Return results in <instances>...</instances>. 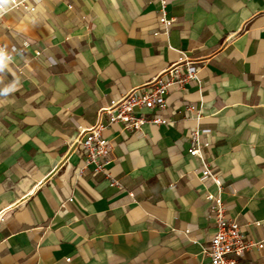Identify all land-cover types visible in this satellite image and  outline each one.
<instances>
[{"label":"crops","instance_id":"1","mask_svg":"<svg viewBox=\"0 0 264 264\" xmlns=\"http://www.w3.org/2000/svg\"><path fill=\"white\" fill-rule=\"evenodd\" d=\"M28 3L34 16L12 10L0 24V51L10 57L0 68V212L10 216L0 264L209 262L202 246L215 222L182 141L197 128L213 130L207 153L226 188L208 189L227 217L264 222V0H173L174 25L159 35L153 0ZM180 52L197 62L205 87L172 91L163 114L173 124L146 125L142 138L102 121V134L120 144L105 173L121 186H111L84 168L81 131ZM184 101L201 108L199 121L185 117ZM188 226L199 242L180 233ZM250 228L264 240V227Z\"/></svg>","mask_w":264,"mask_h":264},{"label":"built area","instance_id":"2","mask_svg":"<svg viewBox=\"0 0 264 264\" xmlns=\"http://www.w3.org/2000/svg\"><path fill=\"white\" fill-rule=\"evenodd\" d=\"M172 1L153 0L154 3L161 6L158 12L161 27L155 32V35L169 32L172 29L174 22L168 20L166 12V8ZM17 9L30 16L36 14L35 7L28 3V0H14V3L7 6V10L0 14V24L9 11ZM0 54L6 56L7 50H1ZM39 55V52L36 53V56ZM50 63L57 64L52 60ZM200 77L197 62L190 59L186 53L180 52L179 60L159 76L106 103L99 111L98 124L82 130L77 140L79 153L84 160V168L95 166L96 171L105 173L106 166L114 161L112 153L115 147L120 146L114 139H109L102 134L103 129L106 128L102 124L103 120L107 121V127L120 124L124 131L141 138L144 136L143 129L146 125L169 127L173 122L163 114L168 110L169 94L172 91L182 93L188 86L203 89L205 82ZM183 105L185 107L183 113L186 118L197 121L201 119V108L197 104L184 101ZM212 135V129L197 128L182 138L183 142H190L189 155L198 162L196 173L207 188L204 191L205 199L209 204L206 216L215 222L216 227L215 233L202 246L203 254L209 259V262H200L199 264H246L248 260L251 261L250 264H264V240H255L251 235L250 228L251 226L264 227V222L253 220L249 224L242 225L227 217L228 205L224 204L219 194H214L208 189L211 186L217 187L219 191L226 188L225 179L218 172V166L209 159L207 153L210 146L209 137ZM105 174L111 186H121L111 173ZM130 197L132 196L130 195ZM69 201H73V199L69 198ZM66 211L64 206L61 207L62 213H66ZM9 218V213L0 212V231L7 225ZM196 229L197 227L188 226L180 233L186 235V239L190 241L199 242L202 234L195 236Z\"/></svg>","mask_w":264,"mask_h":264},{"label":"clouds","instance_id":"3","mask_svg":"<svg viewBox=\"0 0 264 264\" xmlns=\"http://www.w3.org/2000/svg\"><path fill=\"white\" fill-rule=\"evenodd\" d=\"M14 3V0H0V14L7 10V6ZM7 57L3 54H0V68L5 66ZM9 91V89H5V92Z\"/></svg>","mask_w":264,"mask_h":264}]
</instances>
